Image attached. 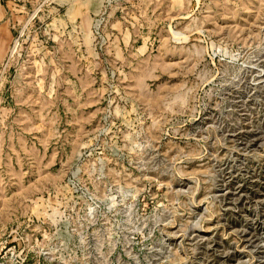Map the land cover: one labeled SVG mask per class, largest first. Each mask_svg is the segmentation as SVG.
Wrapping results in <instances>:
<instances>
[{"label": "rangeland", "instance_id": "rangeland-1", "mask_svg": "<svg viewBox=\"0 0 264 264\" xmlns=\"http://www.w3.org/2000/svg\"><path fill=\"white\" fill-rule=\"evenodd\" d=\"M15 2L0 264H264V0Z\"/></svg>", "mask_w": 264, "mask_h": 264}, {"label": "crops", "instance_id": "crops-1", "mask_svg": "<svg viewBox=\"0 0 264 264\" xmlns=\"http://www.w3.org/2000/svg\"><path fill=\"white\" fill-rule=\"evenodd\" d=\"M10 2L12 1V4H18V3H16L15 1L16 0H9ZM5 24V22H1L0 23V33H1V31H6V25H7V23H6V25H4ZM9 25V24H8ZM3 40H6L5 39V35H1L0 36V42H3Z\"/></svg>", "mask_w": 264, "mask_h": 264}]
</instances>
